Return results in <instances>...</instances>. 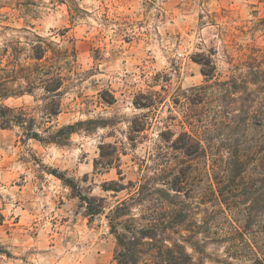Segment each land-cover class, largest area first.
<instances>
[{"label": "rangeland", "instance_id": "1", "mask_svg": "<svg viewBox=\"0 0 264 264\" xmlns=\"http://www.w3.org/2000/svg\"><path fill=\"white\" fill-rule=\"evenodd\" d=\"M262 19L264 0H0V48L30 31L76 48L51 122H86L64 146L23 141L19 128L0 125V264H117L106 215L129 190L104 185L121 175L125 184L167 183L192 164L195 189L201 172L211 178L237 148L255 144L247 112L260 119L264 109ZM41 97L37 89L5 103L41 119ZM183 134L201 140L207 155L175 149ZM105 144L120 154L108 168L96 164ZM54 170L104 197L105 213L86 216ZM224 250L207 248L213 257Z\"/></svg>", "mask_w": 264, "mask_h": 264}, {"label": "trees", "instance_id": "2", "mask_svg": "<svg viewBox=\"0 0 264 264\" xmlns=\"http://www.w3.org/2000/svg\"><path fill=\"white\" fill-rule=\"evenodd\" d=\"M30 32L25 41L19 37L0 48V125L19 128L23 141L68 145L73 133L86 122L56 127L51 121L61 113L66 82L63 71L74 66L76 48H58ZM260 63V90L264 94V58ZM203 73L207 78L214 76L205 69ZM37 89L42 90L41 119L5 103L26 94L35 96ZM102 96L108 100L105 92ZM107 102L114 103V96ZM247 116L253 119L252 131L259 133L255 144L248 150L237 148L223 169L214 167L211 178L201 172L195 189L188 188L192 164L181 166L167 183L158 179L125 184L121 175V181L104 185V190L115 194L129 190V196L118 200L106 215L117 242V264H264V109L260 119L250 111ZM173 146L186 156L207 155L202 141L188 134L178 137ZM108 147L112 151L107 152ZM117 160L120 154L115 145H101L97 165L108 168ZM52 172L80 199L86 216L105 213L104 197L84 194L74 179L57 170ZM136 208H140L138 213ZM197 213L202 214L201 219L195 217ZM209 244L223 245L225 257L209 254Z\"/></svg>", "mask_w": 264, "mask_h": 264}]
</instances>
